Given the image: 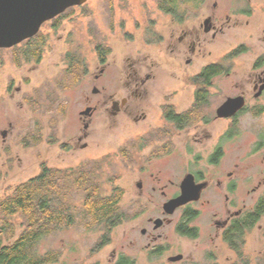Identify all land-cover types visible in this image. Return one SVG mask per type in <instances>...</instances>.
<instances>
[{"label":"flooded vegetation","instance_id":"obj_1","mask_svg":"<svg viewBox=\"0 0 264 264\" xmlns=\"http://www.w3.org/2000/svg\"><path fill=\"white\" fill-rule=\"evenodd\" d=\"M73 7L41 27L58 29ZM157 10L164 25L146 32L158 47L157 58L131 51L113 67L107 60L112 48L100 41L94 23H86L82 34L94 41L92 65L78 44L65 51L64 73L77 74L62 89L80 88L84 104L69 138L87 148L97 118L103 116L109 126L127 123L119 152L131 174L132 197L146 202V207L137 203L129 219L139 220L131 228L141 238V250L154 264H163L167 252L170 264L194 261L159 232L169 227L180 239L205 238L212 260L219 240L234 250L233 241L240 239L242 248L247 230L264 228V0H159ZM41 27L9 49L19 53L39 38L35 45L42 56L48 38ZM68 36L72 41V33ZM127 36L134 38L130 31ZM101 50L107 51L103 58ZM165 67L170 81L158 82ZM184 187L191 199L166 213L164 203L180 197ZM153 211L156 216L149 214Z\"/></svg>","mask_w":264,"mask_h":264},{"label":"rangeland","instance_id":"obj_2","mask_svg":"<svg viewBox=\"0 0 264 264\" xmlns=\"http://www.w3.org/2000/svg\"><path fill=\"white\" fill-rule=\"evenodd\" d=\"M158 1L88 0L69 9L61 17L65 20L58 29H52L49 23L41 27L40 32L48 40L37 65L25 60L18 63L12 57L16 52L14 49H0V198L9 195L17 184L36 176L42 164L73 170L86 167L93 171L102 194H110L115 186L123 189L120 205L128 217L109 231L108 242L95 248L105 235V229H87L81 220H77L74 225L40 241V252L49 249L61 251L59 262L48 264H116L128 256H132L136 264H154L141 250V238L131 228L139 220L129 221L140 206L132 197L131 174L119 152L126 144L128 124L122 120L109 126L110 122L103 116L97 118L89 129L88 147L74 146L69 137L79 125L77 114L84 106L80 101L81 89L65 91L60 83L69 81L64 73V53L71 45L78 48V44L82 48L89 65L94 61V41L82 36L86 23L96 24L100 41L111 46L107 60L113 67L132 52L157 58L158 47L146 32L156 33L164 25L157 10ZM127 31L133 34L132 40ZM67 33H72V41ZM157 75L158 82L170 81L166 67ZM35 136L38 141L32 139ZM75 198L74 203L79 210L83 205L81 192ZM154 203L150 202V207ZM141 204L146 207V202ZM149 214L156 216L155 211ZM14 221L21 224L22 219L15 217ZM261 224L264 225V218ZM159 232L167 233L172 243L181 247L179 251L187 260L194 259L179 264H264V228H250L245 232L241 259L236 251L220 240L214 251L216 258L211 260V244L205 238L200 237L196 241L180 239L169 227ZM170 254L164 255L163 264H170L167 260Z\"/></svg>","mask_w":264,"mask_h":264},{"label":"trees","instance_id":"obj_3","mask_svg":"<svg viewBox=\"0 0 264 264\" xmlns=\"http://www.w3.org/2000/svg\"><path fill=\"white\" fill-rule=\"evenodd\" d=\"M38 40L39 38L35 44L39 42ZM35 44L28 43L20 48L19 53L15 52L14 58L18 63L20 56L28 62L31 58L36 61L40 59L42 48ZM106 53L107 51L101 50L102 58ZM76 74V70H70L66 77L75 80ZM71 80L68 83L66 80L61 81L60 87L71 84ZM32 139L38 141L36 136ZM79 192L83 198V205L78 210L74 200ZM122 195L123 189L118 186L113 187L110 194H102L93 171L86 167L81 166L73 170L42 164L36 176L17 184L9 195L0 198V264L59 262L61 251L49 249L40 252V241L74 225L77 220H81L87 229L104 228L105 235L101 237L95 248L105 245L108 242L109 231L128 217L120 205ZM15 217L22 219L21 224L14 221ZM19 227L22 229L19 230ZM231 240L229 238V241ZM239 240H232V248L241 259ZM116 264H134V262L122 257Z\"/></svg>","mask_w":264,"mask_h":264},{"label":"water","instance_id":"obj_4","mask_svg":"<svg viewBox=\"0 0 264 264\" xmlns=\"http://www.w3.org/2000/svg\"><path fill=\"white\" fill-rule=\"evenodd\" d=\"M87 0H0V48H10L25 39L34 36L41 25L67 8L78 6ZM191 199L184 187L183 194L164 203L163 209L171 214ZM160 225V220H155ZM182 254L173 256L179 260Z\"/></svg>","mask_w":264,"mask_h":264}]
</instances>
